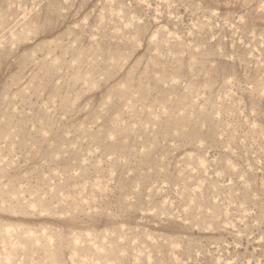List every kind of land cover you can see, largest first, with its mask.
<instances>
[{
    "label": "rangeland",
    "instance_id": "obj_1",
    "mask_svg": "<svg viewBox=\"0 0 264 264\" xmlns=\"http://www.w3.org/2000/svg\"><path fill=\"white\" fill-rule=\"evenodd\" d=\"M0 264H264V0H0Z\"/></svg>",
    "mask_w": 264,
    "mask_h": 264
}]
</instances>
